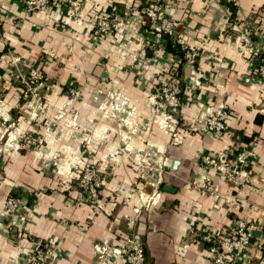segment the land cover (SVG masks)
Masks as SVG:
<instances>
[{
	"label": "crops",
	"instance_id": "1",
	"mask_svg": "<svg viewBox=\"0 0 264 264\" xmlns=\"http://www.w3.org/2000/svg\"><path fill=\"white\" fill-rule=\"evenodd\" d=\"M144 1L81 0L75 16L66 5L28 12L23 0H0V121L14 123L16 133L38 131L41 140L37 149L21 143L0 152V264H27L28 236L60 247L46 264H96L97 246L122 244L130 235L142 244L145 264H213L211 247L238 218L257 228L231 264H264V79L257 73L264 0H157L173 3L167 11L176 26L172 39L198 50L193 66L157 44L145 46L144 17L91 37L96 16L110 3L124 11ZM29 68L43 72L41 96L63 127L32 121L19 77ZM174 73L184 80L172 118L182 136L176 140L164 126L157 91ZM73 83L83 91L71 105ZM220 103L228 111L224 130L200 131L201 115ZM74 125L82 133L67 131ZM82 135L91 136L88 144ZM124 145L162 156L161 198L148 208L139 192L152 186ZM241 149L250 162L243 182L201 164L202 153ZM54 152L55 170L44 168ZM87 156L102 174L92 198L76 184ZM204 176L213 190L191 183ZM8 194L21 199L18 215L2 213Z\"/></svg>",
	"mask_w": 264,
	"mask_h": 264
},
{
	"label": "built area",
	"instance_id": "2",
	"mask_svg": "<svg viewBox=\"0 0 264 264\" xmlns=\"http://www.w3.org/2000/svg\"><path fill=\"white\" fill-rule=\"evenodd\" d=\"M23 2L28 12L49 10L55 5L61 4L68 6L75 16L79 13L81 5V0H23ZM172 6L173 3L171 1L146 0L138 6L131 5L126 7L124 11H121L117 5L110 3L107 11L100 12L96 16L91 30V37L97 39L102 36H109L113 30H117L123 25V21L127 17L130 19L129 21L133 22L144 17L149 21V27L145 29V33L149 37L145 41V46L157 44L162 49H166V37L172 38L176 30L174 21L167 14V11ZM180 50L182 51L181 57L184 62L192 66L195 65L198 50L186 43H181ZM136 59L137 57L134 56L133 60ZM18 61V58H14L13 60L15 64ZM257 73L259 77L264 79V60L259 64ZM19 77L23 84L22 98L36 100L38 109L47 114L46 104L39 101L41 95L38 88L45 81L41 70L30 68L26 74L20 73ZM182 82L183 78L174 73L160 87V92L158 93V97L165 107V111L161 114L164 119V126L171 131L175 140L182 137L181 132L177 129V123L175 120H172L173 114L178 113L182 102ZM81 88L75 87L67 92L69 102L76 101L80 98ZM38 116L36 115V118ZM227 118L228 111L226 106L220 103L213 110L204 112L201 115L198 129L200 131H223ZM13 125L14 123L9 124L6 130H4L5 132L0 135V151L5 149L6 146L14 149L22 140L31 145L39 143L40 139L34 136L32 132L28 131L18 135L16 132L9 130ZM67 129V131L70 130L72 133H82L76 125L68 127ZM82 139L88 144L91 136L82 135ZM121 149L135 166L139 177L152 186L150 190H141L139 192L142 204L148 208L161 198L159 181L160 174L163 171L162 156H158L155 150L149 147L131 148L124 145ZM86 152L91 156L92 150L87 149ZM55 156L56 154L53 153L49 157V160L45 162L47 167L51 165L50 160ZM81 161L82 168L77 174L78 185L83 193L88 194L92 198L93 194L102 185V177L98 166L88 156L82 158ZM200 161L205 168H213L218 171L220 176L225 180H238L243 182L248 177L250 162L249 156L244 149L238 150L232 155L226 152L218 155L208 152L202 153L200 155ZM191 183L202 190H213V184L208 176H204L202 181L193 180ZM20 203L21 199L18 195L8 194L2 207V213L18 215ZM256 228V224L238 218L233 229L229 233L219 236L217 243L211 247L212 263L231 264L236 262L249 245ZM22 246L27 249V264H46L52 256L61 254L59 246L41 243L29 236ZM96 250L100 255L96 264H145L144 248L135 235L127 236L122 244H104L97 246Z\"/></svg>",
	"mask_w": 264,
	"mask_h": 264
},
{
	"label": "rangeland",
	"instance_id": "3",
	"mask_svg": "<svg viewBox=\"0 0 264 264\" xmlns=\"http://www.w3.org/2000/svg\"><path fill=\"white\" fill-rule=\"evenodd\" d=\"M127 20V21H126ZM130 19L127 17L126 19H124V21H123V24L124 23H130V22H133V21H129ZM114 31H116V30H113V32ZM112 32V33H113ZM20 69V68H19ZM30 69V68H29ZM28 69V70H29ZM27 70V71H28ZM40 70V69H39ZM17 71V70H16ZM26 71V72H27ZM26 72H23L22 74H26ZM42 72V71H41ZM43 73V72H42ZM44 75V74H43ZM20 83L22 84V82H21V79H20ZM183 83H184V80H183V82H182V85H183ZM23 85V84H22ZM42 85V83L39 85V92H40V86ZM75 87H82V85L81 84H78V83H73L72 85H70L69 87H68V89H67V92L70 90V89H72V88H75ZM82 89V91H83V87L81 88ZM158 91V93L160 92V87H159V89L157 90ZM68 94V93H67ZM81 94H82V92H81ZM40 95H41V93H40ZM80 98H81V96H80ZM79 98V99H80ZM79 99H77V100H79ZM160 99V98H159ZM22 100H23V103L24 104H28L29 105V108H30V114H32V115H30L33 119H32V121H34V123H35V125L39 128L40 126H42V124H43V121L46 119L47 121H49L50 123H52V124H57L58 126H60V127H63V123H61L60 122V120H58L57 118H54L52 115H50V113H49V110L47 109V108H49V103H48V101H46V100H44L43 99V97L41 96V99L39 100V101H41L43 104H46V112H47V114L46 113H43V112H41L39 109H38V107H37V101L36 100H31L30 98L29 99H26V98H22ZM69 100V99H68ZM76 100V101H77ZM76 101H73V102H71V105H74V103H76ZM72 109H73V106H72V108H71V111H72ZM74 112V111H73ZM36 115H39L37 118H36ZM52 119H54V120H52ZM9 124H12V122H6V121H0V135L2 134V131L3 132H5L4 130H6V128H7V126L9 125ZM14 129H15V124L11 127V128H9V130H11V131H14ZM26 132H28V131H24V132H22V133H26ZM29 132H32L33 133V135L34 136H36L37 138H39L40 139V136H39V134H38V131H29ZM22 133H17L18 135H21ZM78 132H73L72 134L74 135V136H76V134H77ZM21 143H23V144H26V145H29L30 147H33V148H38L39 147V145L41 144V140L39 141V143H37V144H35V145H31V144H28L26 141H20V143L19 144H21ZM12 148H9L8 146H6V148L5 149H3V150H1L0 152H6V151H8V150H11ZM54 154H56V152H54ZM52 155V154H51ZM50 155V156H51ZM56 157H57V154H56V156L54 157V158H52L51 160H50V163H51V165L49 166V167H47L46 165H45V162H47L48 160H49V158L47 159V160H44V161H42V166L44 167V168H50L51 170H55V167L52 165V163H53V160L54 159H56ZM96 166H98V169H99V165L96 163ZM100 171V170H99ZM100 175H101V177H102V174H101V172H100ZM76 184L78 185V178L76 177ZM102 186V185H101ZM101 186H100V188H101ZM78 187L80 188V186L78 185Z\"/></svg>",
	"mask_w": 264,
	"mask_h": 264
},
{
	"label": "trees",
	"instance_id": "4",
	"mask_svg": "<svg viewBox=\"0 0 264 264\" xmlns=\"http://www.w3.org/2000/svg\"><path fill=\"white\" fill-rule=\"evenodd\" d=\"M166 49L169 52L182 56V51L180 50V44L178 41L173 40L171 37H166Z\"/></svg>",
	"mask_w": 264,
	"mask_h": 264
},
{
	"label": "water",
	"instance_id": "5",
	"mask_svg": "<svg viewBox=\"0 0 264 264\" xmlns=\"http://www.w3.org/2000/svg\"><path fill=\"white\" fill-rule=\"evenodd\" d=\"M168 162V161H167Z\"/></svg>",
	"mask_w": 264,
	"mask_h": 264
}]
</instances>
